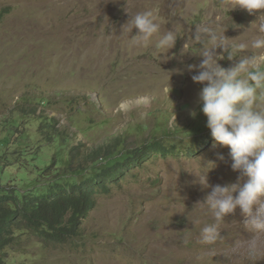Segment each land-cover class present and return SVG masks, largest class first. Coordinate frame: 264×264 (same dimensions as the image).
<instances>
[{"label":"rangeland","instance_id":"rangeland-1","mask_svg":"<svg viewBox=\"0 0 264 264\" xmlns=\"http://www.w3.org/2000/svg\"><path fill=\"white\" fill-rule=\"evenodd\" d=\"M232 6L0 0V195L28 192L154 142L175 153L147 158L109 182L76 235L62 243L14 231L4 264H264V232L250 230L239 208L220 224L222 239L209 245L200 236L214 218L198 203L239 173L200 111L204 85L192 76L212 44L194 35L209 28L229 45H247L232 61L216 49L224 68L255 54L257 14ZM144 11L160 25L147 47L136 43L137 30L122 28ZM169 30L174 47H156ZM203 172L207 186L199 183Z\"/></svg>","mask_w":264,"mask_h":264},{"label":"clouds","instance_id":"clouds-1","mask_svg":"<svg viewBox=\"0 0 264 264\" xmlns=\"http://www.w3.org/2000/svg\"><path fill=\"white\" fill-rule=\"evenodd\" d=\"M237 7L257 14V21L252 25L258 34L250 41V47L257 50L255 54L236 59L231 67L224 68L217 59L223 55H217L216 49H221L232 61L247 45H229L230 39L224 35L218 37L209 28H201L194 35L198 41L202 34L207 35L212 44L202 50V62L192 76L194 82L204 85L199 93L200 111L206 117V127L214 141L229 148L231 168L239 173L234 184L213 186L198 203L214 218L200 233L201 241L209 245L222 239L220 224L237 208L250 230L264 232V0H233L231 9ZM122 28L128 33L137 30L135 41L145 47L160 31L150 11L129 16ZM176 39L169 30L160 37L156 47L173 48ZM206 172L198 176L199 183L205 186ZM249 251L255 254L256 246L250 245Z\"/></svg>","mask_w":264,"mask_h":264},{"label":"trees","instance_id":"trees-1","mask_svg":"<svg viewBox=\"0 0 264 264\" xmlns=\"http://www.w3.org/2000/svg\"><path fill=\"white\" fill-rule=\"evenodd\" d=\"M159 155L167 157L175 153L154 142L120 157L108 154L101 165L69 176H57L28 192L13 188L1 194L0 264H4V250L12 243L14 231L29 230L45 241L56 243L75 236L81 221L94 208L97 196L107 190L109 182L120 179L147 158Z\"/></svg>","mask_w":264,"mask_h":264}]
</instances>
